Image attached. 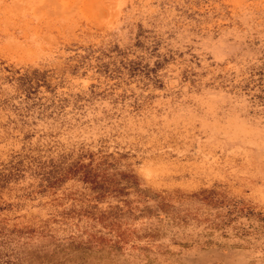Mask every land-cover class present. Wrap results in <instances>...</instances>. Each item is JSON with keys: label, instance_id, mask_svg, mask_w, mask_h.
<instances>
[{"label": "rangeland", "instance_id": "obj_1", "mask_svg": "<svg viewBox=\"0 0 264 264\" xmlns=\"http://www.w3.org/2000/svg\"><path fill=\"white\" fill-rule=\"evenodd\" d=\"M0 264H264V0H0Z\"/></svg>", "mask_w": 264, "mask_h": 264}]
</instances>
